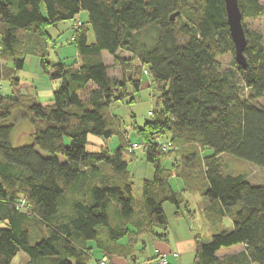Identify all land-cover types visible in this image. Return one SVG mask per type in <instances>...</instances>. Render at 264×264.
<instances>
[{"label": "trees", "instance_id": "1", "mask_svg": "<svg viewBox=\"0 0 264 264\" xmlns=\"http://www.w3.org/2000/svg\"><path fill=\"white\" fill-rule=\"evenodd\" d=\"M238 3L242 20L264 16V0ZM81 13L85 22L71 27L77 62H51L47 30ZM150 30L147 45L140 36ZM244 32L246 67L233 61L222 69L218 59L234 57L222 0H0V82L19 93L26 85L14 74L32 55L60 83L47 102L0 96V264L20 254L26 264L132 262L140 240L167 225L162 205L178 210L183 202L172 177L205 201L213 231L209 241L194 239L193 264H264V183L225 173L219 160L228 155L264 169V41ZM179 37L187 41L179 45ZM102 53L120 66L121 79L109 76ZM135 63L134 74L145 69L162 104L138 131L139 145L125 142L109 114L113 102L129 97L128 84L138 92L139 82L128 77ZM22 122L31 133L13 147L11 134ZM165 134L167 143H159ZM89 136L118 137L120 144L112 154L88 152ZM132 145L138 148L130 151ZM204 149L212 156L203 159ZM137 151L154 170L140 200L123 156ZM168 159L171 170L161 166ZM225 218L231 230L221 228Z\"/></svg>", "mask_w": 264, "mask_h": 264}, {"label": "rangeland", "instance_id": "2", "mask_svg": "<svg viewBox=\"0 0 264 264\" xmlns=\"http://www.w3.org/2000/svg\"><path fill=\"white\" fill-rule=\"evenodd\" d=\"M76 20L85 22L86 14L81 13ZM74 23V21L60 23L57 27L47 30L52 39V42L48 46V56L51 62H56L58 59L64 61L67 65L75 62L76 56L74 48L70 43L72 35L71 27ZM242 23L247 33L260 35L264 41V16L258 18H243ZM153 36L154 32L150 30L140 36V38H143L145 43L150 45ZM93 40V34L89 33L88 42L92 43ZM178 41L179 45H183L187 40L179 37ZM123 57L126 59L130 55L125 53ZM103 59L109 67V76L118 80L121 79L120 66H113V59L106 54H104ZM233 61L234 57L231 55H224L218 59L222 69L231 67ZM9 66L11 65L8 64ZM137 66V63L131 66L132 72L128 74V77L133 78V80L137 79L139 82L138 92L134 93L132 86L128 84L127 94L129 97L122 101L113 102L109 107V114L119 120V132L125 142L139 145L141 139L138 136V131L144 127L145 123L151 122L152 118L149 116V113L161 111L162 104L159 100V88L150 82L145 69H141L136 75L134 74ZM14 78L20 80L26 86H23L19 93H14L10 83L7 80H2L0 82V96L11 98L22 95L31 97L38 102H47L51 100L53 92L60 86L58 81H51L42 72L38 59L32 55H27L23 69L16 72ZM86 93L87 91H81L79 92V96L85 99ZM29 133H31V127L27 122L17 124L11 134V145L13 147L23 145L27 141L28 138L25 139V137ZM168 139L169 135L165 134L159 140V143H167ZM87 141L91 145L87 147L88 152H98L102 149H107L112 154L118 149L120 144L118 137L104 140L89 136ZM123 156L124 160L128 163L127 170L134 187L135 199L140 200L143 183L145 181H152L153 179V167L145 162L140 151H137L135 158L126 154ZM201 156L203 159L211 157L212 151L204 149ZM176 159H172L175 166L178 165ZM219 160L225 173L232 176L245 175L254 185H262L264 183V169L234 159L228 155L220 156ZM161 166L167 170L172 169L169 159L163 161ZM169 183L172 192L180 196L183 202L178 210L169 203L162 205V210L167 219V225L164 228L152 229L149 235L144 236L140 240L136 248V256L132 261L133 263L143 264L146 260L151 262L150 260L155 256V250H159L168 255V264H193L194 253L182 250L180 248L182 246L179 243L193 240L194 237H200L204 241L210 240L213 231L206 224L202 214L205 201L200 198L198 193H185L180 179L172 177ZM221 228L223 230H231L232 221L229 218L223 219ZM218 257L222 260L224 255L221 254ZM132 262L127 260L124 263L132 264ZM24 263V258H19L15 262V264Z\"/></svg>", "mask_w": 264, "mask_h": 264}, {"label": "water", "instance_id": "3", "mask_svg": "<svg viewBox=\"0 0 264 264\" xmlns=\"http://www.w3.org/2000/svg\"><path fill=\"white\" fill-rule=\"evenodd\" d=\"M225 12L226 24L234 49V61L237 66L245 68L247 63L244 52L247 46L245 32L242 24V13L238 0H222ZM179 13L172 14V21Z\"/></svg>", "mask_w": 264, "mask_h": 264}, {"label": "crops", "instance_id": "4", "mask_svg": "<svg viewBox=\"0 0 264 264\" xmlns=\"http://www.w3.org/2000/svg\"><path fill=\"white\" fill-rule=\"evenodd\" d=\"M71 38H72V35H71ZM71 38H70V40H71ZM104 54H106V53H102V59L104 58ZM107 55V54H106ZM76 56V55H75ZM76 60V62H77V58H75ZM104 60V59H103ZM105 63V62H104ZM196 237H194V239H195ZM194 239L193 240H190V241H185V242H182V243H179V245L180 246H182V247H180L182 250H185V251H190L191 253H194ZM159 252V253H161V254H164L163 252H160L159 250H155V252ZM241 251V248H239L238 250H236L235 252H232V253H229V254H233V253H239ZM165 255H167V254H165ZM174 257H175V255H174ZM19 258H24V261H25V263L24 264H26L27 262H28V259H27V257L25 256V255H23V254H20L19 256H17L15 259H14V264H15V262H16V260L17 259H19ZM167 258L169 259V257H168V255H167ZM147 261V260H146ZM145 261V262H146ZM13 262H12V264H13ZM125 261L124 260H118V259H114L113 261H112V264H125L124 263ZM143 263V264H146V263ZM92 264V263H91Z\"/></svg>", "mask_w": 264, "mask_h": 264}, {"label": "built area", "instance_id": "5", "mask_svg": "<svg viewBox=\"0 0 264 264\" xmlns=\"http://www.w3.org/2000/svg\"><path fill=\"white\" fill-rule=\"evenodd\" d=\"M80 25H81L80 21L76 20L75 23L73 24V29L77 30L80 27ZM73 40H74V38L72 37L70 41L72 42ZM137 148H138L137 145H132L129 150L134 151ZM163 150L164 151L166 150L165 147H163ZM22 206H23V203H21V205L19 207H22ZM155 256H156L155 264H168L167 263V255L161 254V253L156 251ZM106 262H107V260L105 258H103L101 260L100 264H106Z\"/></svg>", "mask_w": 264, "mask_h": 264}]
</instances>
